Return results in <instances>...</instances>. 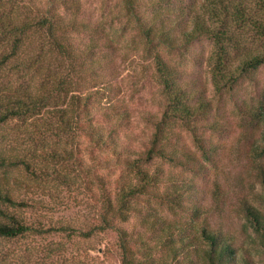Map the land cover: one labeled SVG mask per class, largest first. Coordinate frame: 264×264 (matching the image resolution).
I'll return each instance as SVG.
<instances>
[{
    "label": "trees",
    "instance_id": "trees-1",
    "mask_svg": "<svg viewBox=\"0 0 264 264\" xmlns=\"http://www.w3.org/2000/svg\"><path fill=\"white\" fill-rule=\"evenodd\" d=\"M123 2L146 43V52L153 57L163 95L159 111L144 116L152 130L147 137L136 135L131 111L119 99L122 88L110 55L116 41L108 37L106 27L80 18L83 9L76 0H49L37 21L13 26L11 51L0 61V71L10 65L9 71L16 70L22 52L27 53L23 69L9 72L10 83L0 86L7 101L0 124L13 119L43 120L46 126L37 131L39 137L30 132L28 139L46 145L50 139L66 141L70 150L50 146L40 157L57 164L74 161L77 176L97 175L95 168L103 158L98 160L96 151L107 153L102 161L105 169L128 170L131 177L116 184L109 176H97L100 223L89 232L115 233L121 264H257L254 249L264 255V212L244 201L241 210L247 234L240 242L215 228L198 206L185 208L187 201L198 198V185L193 179H182L175 170L203 174L205 163L213 162L217 153L212 134L218 124L211 120L213 100L202 88L185 83L182 68L168 60V52H187L199 40H210L216 49L214 87L218 93L232 90L243 77L264 67V0H210L197 7H185L178 0ZM75 35L91 41L81 47ZM81 138L89 144V169L78 155ZM259 152L264 154V146ZM20 165L36 174L28 161H12L0 154L1 169ZM55 174L61 181L69 179L61 171ZM9 183L6 175L0 176V240L70 231L31 227L16 212L30 204L17 199ZM261 183L264 186V173ZM156 205L176 206L193 219L170 221ZM135 217L139 219L131 226Z\"/></svg>",
    "mask_w": 264,
    "mask_h": 264
},
{
    "label": "rangeland",
    "instance_id": "rangeland-1",
    "mask_svg": "<svg viewBox=\"0 0 264 264\" xmlns=\"http://www.w3.org/2000/svg\"><path fill=\"white\" fill-rule=\"evenodd\" d=\"M76 1L83 9L80 18L106 27L108 37L116 41V50L110 55L115 58L118 69L116 82L122 88L119 99L131 111L136 135L147 137L152 130L144 116L147 112L159 111L163 95L154 73L153 57L146 52L145 41L127 14L123 0ZM178 1L185 7H197L210 0ZM239 1L246 3L248 0ZM48 4L49 0H0V61L11 51L13 26L37 21ZM33 38H37L36 34ZM73 39L81 47L91 41L88 37L76 35ZM215 51L214 44L203 38L190 46L187 52H168V60L182 68L185 83L202 88L213 100L211 120L218 124L212 134L217 153L213 162L205 163L203 174L195 176L182 170L175 172L187 181L193 179L198 185V198L187 201L185 208L198 206L215 228L225 230L242 242L247 234L241 210L244 201L264 212V186L261 183L264 154H259L264 146V67L243 77L232 90L218 93L212 75ZM26 53L22 52L21 60L16 64L19 68L9 71L13 69L10 65L0 71V86L10 83L11 79L7 78L9 72L23 69L21 63ZM3 96L0 92L1 101ZM6 103L4 100L0 102V113ZM45 126L40 118L13 119L0 124L1 156L12 161L13 158L26 160L36 172L31 174L20 165L0 168V176L6 175L10 180L17 199L29 202L30 207L16 212L31 227L44 230L67 227L70 231L28 233L17 239L0 240V264H121L117 235L113 232H89H93L100 223L101 184L97 176H109L116 184L129 179L131 174L123 167L105 169L102 161L107 153L104 151L95 153L98 160L103 159L98 162L95 168L97 175L93 177L77 176L74 161L57 164L56 161L44 160L40 155L46 147L71 149L66 141L58 143L50 139L46 145L28 139L30 132L37 139L40 134L37 131H42ZM187 140L191 145L189 138ZM80 142L78 155L89 169L92 164L91 155L86 150L89 144L84 138ZM34 150L38 152L35 156ZM56 171L65 173L69 179L59 180ZM156 208L170 221L191 222L193 219L191 213L176 206L170 209L156 205ZM134 219L136 221L131 222V226L139 218ZM254 252L256 263L264 264L261 250L254 249Z\"/></svg>",
    "mask_w": 264,
    "mask_h": 264
}]
</instances>
